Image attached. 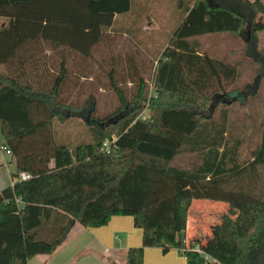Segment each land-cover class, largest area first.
Wrapping results in <instances>:
<instances>
[{"label":"trees","instance_id":"1","mask_svg":"<svg viewBox=\"0 0 264 264\" xmlns=\"http://www.w3.org/2000/svg\"><path fill=\"white\" fill-rule=\"evenodd\" d=\"M133 10L134 0H0V17L8 19L0 29V134L16 161L14 184L0 191V264L52 255L76 224L99 228L114 216L132 217L143 231L142 245L127 251L126 264H145L146 248L178 250L187 264H236L243 248V264H264V212L255 218L249 209H264V200L221 178L242 161L239 132L253 122L250 107L249 114L243 108L264 91V0H195L157 60L155 97L143 77L127 95L113 69L110 84L120 101L113 114L98 118L91 103L72 107L64 94L71 85L68 57H92ZM228 30L237 31L238 41L226 56L200 51L195 35ZM246 64L251 74L240 85ZM147 103L151 114L143 119ZM237 106L242 110L235 112ZM65 110L86 122L89 143L70 148L55 138ZM206 123L224 128L228 142L223 164L222 150L210 144V176L178 162ZM21 173L30 179L21 180ZM194 200L242 207L235 220H225L231 233L220 224L206 245L188 240Z\"/></svg>","mask_w":264,"mask_h":264},{"label":"rangeland","instance_id":"2","mask_svg":"<svg viewBox=\"0 0 264 264\" xmlns=\"http://www.w3.org/2000/svg\"><path fill=\"white\" fill-rule=\"evenodd\" d=\"M194 1L134 0V10L131 15L128 18L121 17L118 19L115 28L112 29L110 35L97 48L92 57H83L75 53L70 54L67 62L68 70L71 72L69 77L71 78V85L69 89L65 88L64 94L68 96V101L73 105L72 107H85L91 103L92 109H95L94 116L105 118L113 114L120 106L118 96L112 90L110 84V72H113V69V79L117 80L118 85L127 95H130L136 89L137 81L140 77H143L148 85L150 95L155 97L154 78L157 60L168 45L174 30L181 22L183 10L187 6H192ZM7 24L8 19L0 17V26ZM123 29L128 30L127 33ZM260 36L264 46V32ZM195 39L199 42L201 52L208 53L213 57H224L238 41V35H205ZM250 74V68L246 64L242 71L243 81L240 85H244V81H247ZM79 75L85 77L79 78ZM148 105L147 103L141 111L143 119H148L151 114ZM239 107L234 108L235 112L242 110ZM249 107L253 122L247 130L243 129L239 132L243 140L241 148L242 161L233 165L234 172L230 174L234 179L229 187L242 184L246 188V183L249 181L246 174L249 169H253L260 179L258 182L259 188L256 186L257 196L264 200V164L261 167L257 165L264 131V91L252 101L251 106L248 105L243 108L247 114H249ZM63 113L67 118L61 121L58 120L55 123L53 129L55 138L68 144L70 148L89 143L91 135L86 122L77 117L79 113L66 110ZM234 118H237L236 114ZM204 125V129H211L209 130V136L221 135L220 138H215L214 149L216 148V151L225 150L228 143L226 140L227 131L210 123ZM223 135L226 139H222ZM0 145L5 146L1 134ZM206 149L203 148L199 150L200 152L183 149L178 162L182 166L196 170L202 166L203 155L208 151ZM6 157L10 163L8 167L10 172H15L16 161L13 155ZM250 187H252L251 184ZM220 230L224 231L225 227L220 228ZM153 250L158 251V253L153 252L151 256L149 255L148 264H187L184 254L178 250H170L166 254L162 249ZM231 254L232 252L229 249L223 256H220V260L228 262V257ZM245 254V250L242 248L241 256L235 257L233 262L243 264ZM215 261L222 264L217 259ZM123 264H125L124 259Z\"/></svg>","mask_w":264,"mask_h":264},{"label":"crops","instance_id":"3","mask_svg":"<svg viewBox=\"0 0 264 264\" xmlns=\"http://www.w3.org/2000/svg\"><path fill=\"white\" fill-rule=\"evenodd\" d=\"M189 15V14H188ZM188 15L184 18L187 19ZM190 16V15H189ZM227 15H225V20ZM209 16L205 15L203 19L208 20ZM233 20V19H232ZM196 25V20L192 21V32L194 31V27ZM6 25H1L0 29L5 27ZM205 33V34H204ZM200 35H195L197 37L205 36V35H233L237 34V31L228 30L224 32L217 33H209L204 32ZM212 128V127H211ZM214 129V128H213ZM212 129V130H213ZM209 130L204 129L203 131H198L197 133H201L199 139H195L193 144L190 147L193 152H200L201 149L208 150L203 155V163L200 167L203 169V176L212 175L214 169L207 168L208 163L210 162V157L208 156V152L211 150V145H213L212 150L215 152L213 142H209ZM219 130V129H217ZM224 130V129H222ZM224 132V131H223ZM195 134L192 136L191 140L194 139ZM221 135L215 134V138H220ZM214 138V143L216 139ZM190 140V141H191ZM189 141V142H190ZM3 145H0V147ZM6 146V145H5ZM194 147V148H192ZM217 150V149H216ZM223 153L222 150L221 160L223 164ZM6 156H11L7 154H2L0 157V191L5 188L12 186L15 182V179L12 176V173L9 170V162ZM13 158V157H12ZM258 166H263L264 164V154L258 155ZM210 169V171H209ZM222 169V165H221ZM237 173V172H236ZM249 181L246 183V189L250 190L255 196H257L259 188V184L255 182H259L260 179H257V175L253 169H249L247 174ZM232 175L222 173L221 178L223 179V184L226 186H230L232 183ZM231 183V184H230ZM250 184L252 187H250ZM257 186V187H256ZM194 205L193 210L189 211L188 218V228L186 235L188 240L196 238L200 239L204 244L206 240L212 238L215 235H218L220 224H225L226 229L230 232V226L226 218H230L235 220L241 213L242 207H238L235 205H229L221 202H213L207 200L200 201H192ZM252 210V214L254 217H262L264 212L263 208L252 207L249 208ZM246 211V208L242 209ZM242 211V212H243ZM222 220V221H221ZM223 222V223H222ZM192 223V227L191 224ZM241 228V227H240ZM125 235V236H124ZM229 238H232L231 234H228ZM220 238V237H219ZM143 240V231L138 229L134 225V220L129 216H114L108 223V225L99 227V228H84L80 224H76L68 234V238L64 245L60 247L54 254L52 255H38L32 260L29 261L28 264H123V259L126 264V253L132 247H139L142 245ZM206 245V244H205ZM153 249H161V248H146L144 253V263L148 264L149 255L151 256L154 251ZM208 257H210L208 255ZM213 259V258H212ZM186 260V258H185ZM214 260V259H213Z\"/></svg>","mask_w":264,"mask_h":264},{"label":"built area","instance_id":"4","mask_svg":"<svg viewBox=\"0 0 264 264\" xmlns=\"http://www.w3.org/2000/svg\"><path fill=\"white\" fill-rule=\"evenodd\" d=\"M4 153L7 154V155H11L12 154L11 151L7 148V146H1L0 147V157ZM30 177L31 176L29 174H27V173H21L20 176H19V178L21 180H28V179H30Z\"/></svg>","mask_w":264,"mask_h":264}]
</instances>
